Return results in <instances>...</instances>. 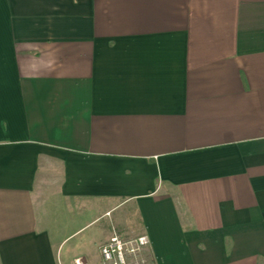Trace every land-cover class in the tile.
<instances>
[{
    "label": "crops",
    "instance_id": "1",
    "mask_svg": "<svg viewBox=\"0 0 264 264\" xmlns=\"http://www.w3.org/2000/svg\"><path fill=\"white\" fill-rule=\"evenodd\" d=\"M87 200L150 264H264V0H0V264H98Z\"/></svg>",
    "mask_w": 264,
    "mask_h": 264
},
{
    "label": "rangeland",
    "instance_id": "2",
    "mask_svg": "<svg viewBox=\"0 0 264 264\" xmlns=\"http://www.w3.org/2000/svg\"><path fill=\"white\" fill-rule=\"evenodd\" d=\"M74 206V205H73ZM114 204L112 203H106V202H97L94 200H87V201H82L81 203H78L77 208H87L88 211L82 216L80 217L77 222L75 224H83L86 223L89 224L86 229L84 230L85 232L82 233V235L84 236H88L89 233L93 230V228L95 226L98 225V227L100 228L99 230V237L102 238V243L100 245V250L102 245H104L108 239L110 238V236L113 233V226L111 224H114L116 231L124 236V237H134L136 235L139 234V232H137L136 228V223L137 221H135L134 218V213L130 211L129 205H123L121 206L119 209L117 210L114 214H113V210L114 208ZM76 207V206H75ZM114 208V209H113ZM74 209V208H73ZM110 210L107 213L105 212V217L101 222H99L97 225L94 226L95 223H92V220L94 218H96L97 214H101L102 210ZM79 213V211H78ZM110 213H112V216H110ZM113 219V221H112ZM112 221V223H111ZM81 235V236H82ZM88 244H87V248H91L92 246L95 245V243H93V241L91 240V238H88ZM70 245V243L67 244V246H64L65 249ZM93 248V247H92Z\"/></svg>",
    "mask_w": 264,
    "mask_h": 264
},
{
    "label": "built area",
    "instance_id": "3",
    "mask_svg": "<svg viewBox=\"0 0 264 264\" xmlns=\"http://www.w3.org/2000/svg\"><path fill=\"white\" fill-rule=\"evenodd\" d=\"M146 234L126 238L113 230L108 241L101 247L98 264H150L145 254L150 245ZM73 264H90L84 257H76Z\"/></svg>",
    "mask_w": 264,
    "mask_h": 264
}]
</instances>
